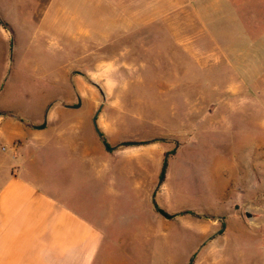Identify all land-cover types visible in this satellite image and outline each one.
Here are the masks:
<instances>
[{
  "label": "rangeland",
  "instance_id": "1",
  "mask_svg": "<svg viewBox=\"0 0 264 264\" xmlns=\"http://www.w3.org/2000/svg\"><path fill=\"white\" fill-rule=\"evenodd\" d=\"M44 91L79 103L55 121L98 110L109 147L165 149L156 203L174 220L149 250L264 264V0H0L1 99L25 119Z\"/></svg>",
  "mask_w": 264,
  "mask_h": 264
},
{
  "label": "crops",
  "instance_id": "2",
  "mask_svg": "<svg viewBox=\"0 0 264 264\" xmlns=\"http://www.w3.org/2000/svg\"><path fill=\"white\" fill-rule=\"evenodd\" d=\"M53 96L44 91L24 119L0 93V264H180L146 239L174 218L155 210L165 149L142 141L106 150L84 116L54 120L79 106L47 105ZM188 218L203 240L211 228Z\"/></svg>",
  "mask_w": 264,
  "mask_h": 264
},
{
  "label": "water",
  "instance_id": "3",
  "mask_svg": "<svg viewBox=\"0 0 264 264\" xmlns=\"http://www.w3.org/2000/svg\"><path fill=\"white\" fill-rule=\"evenodd\" d=\"M78 106H79V103L76 104V105H74L73 107H78ZM99 109H100V107H99ZM97 114H98V110L95 112V114H94V116H93V118H92V124H93V126H94L96 132L98 133V131H97V127H96V122H95V119H96ZM44 126H45V121H44L40 126H38V127H39V128H43ZM103 146H104V148H105L106 150H110V149H111L109 146H107V144H106L105 142H103ZM161 176H162V173H161ZM246 216L248 217L249 215L246 214Z\"/></svg>",
  "mask_w": 264,
  "mask_h": 264
},
{
  "label": "trees",
  "instance_id": "4",
  "mask_svg": "<svg viewBox=\"0 0 264 264\" xmlns=\"http://www.w3.org/2000/svg\"><path fill=\"white\" fill-rule=\"evenodd\" d=\"M100 136L102 137L101 134H100ZM155 210H156L157 213H159L161 216H163V217H165V218H167V219L172 217V216L166 214L164 211H162V210H160L159 208H157L156 206H155Z\"/></svg>",
  "mask_w": 264,
  "mask_h": 264
}]
</instances>
